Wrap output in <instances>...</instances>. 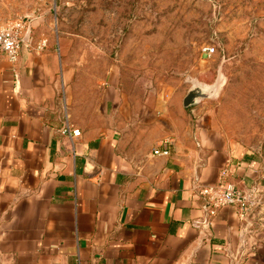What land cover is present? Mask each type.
Here are the masks:
<instances>
[{"label":"crops","instance_id":"crops-1","mask_svg":"<svg viewBox=\"0 0 264 264\" xmlns=\"http://www.w3.org/2000/svg\"><path fill=\"white\" fill-rule=\"evenodd\" d=\"M28 22L17 63L0 57V264H264V211L211 217L196 192L228 170L264 201V143L185 96L132 99L118 65L40 49Z\"/></svg>","mask_w":264,"mask_h":264},{"label":"rangeland","instance_id":"rangeland-1","mask_svg":"<svg viewBox=\"0 0 264 264\" xmlns=\"http://www.w3.org/2000/svg\"><path fill=\"white\" fill-rule=\"evenodd\" d=\"M0 14V27L31 21L37 39L98 75L118 65L140 102L171 106L195 83L220 81L197 107L233 141L264 143V0H15L0 2Z\"/></svg>","mask_w":264,"mask_h":264},{"label":"built area","instance_id":"built-area-1","mask_svg":"<svg viewBox=\"0 0 264 264\" xmlns=\"http://www.w3.org/2000/svg\"><path fill=\"white\" fill-rule=\"evenodd\" d=\"M31 25L25 20L10 21L0 27V57L7 58L11 63L16 64L21 56L22 48L30 43L26 42L27 32ZM32 34V31H31ZM47 41H42L40 49L45 48ZM216 52L215 47H205L203 54L212 57ZM75 137L80 136L79 131L73 132ZM155 155L169 156L170 151H155ZM228 170L222 171L218 183L210 186H203L197 189V193L206 201L207 214L211 217L216 216L218 211L224 208H236L242 218L248 215L264 211V201L261 199L258 190L242 191L229 180ZM207 222L204 227H207Z\"/></svg>","mask_w":264,"mask_h":264},{"label":"water","instance_id":"water-1","mask_svg":"<svg viewBox=\"0 0 264 264\" xmlns=\"http://www.w3.org/2000/svg\"><path fill=\"white\" fill-rule=\"evenodd\" d=\"M32 27H29L25 41L28 42L31 35ZM220 91V81H217L213 87H206L202 84L195 83L187 92L183 99V107L190 109L197 107L202 101L214 100Z\"/></svg>","mask_w":264,"mask_h":264}]
</instances>
